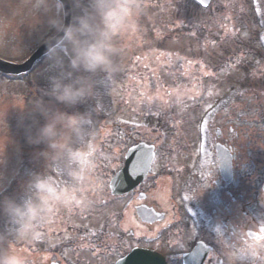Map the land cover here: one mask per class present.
Masks as SVG:
<instances>
[{
	"label": "rangeland",
	"instance_id": "374dc122",
	"mask_svg": "<svg viewBox=\"0 0 264 264\" xmlns=\"http://www.w3.org/2000/svg\"><path fill=\"white\" fill-rule=\"evenodd\" d=\"M80 3L81 7L75 10L78 14L88 8L90 0H80ZM129 3L133 9L125 10L128 22L115 29L112 40L117 54L115 68L107 74L118 75L110 88L109 114L120 122V134L130 138L124 145L112 149L105 167L100 162L97 167H93L94 162L88 167L81 153L80 158L72 154L69 146L74 131L63 124L57 125L59 135L55 148L49 147L48 142H31L50 119L58 113L68 114V105L51 94L53 80L77 88L81 80H86L90 85L89 95L93 93V80L82 79L83 69L75 70L66 58V55L73 58L70 46L64 54H53L40 63L24 80L0 78V250L11 247L24 257L26 264L52 261L105 264L134 246L145 244L147 237L152 247L179 260L193 237L178 238L187 230L175 236L172 229L164 238L151 240L159 228L152 233L137 220V195L112 201L109 182L123 165L124 149L131 145L132 139L148 141L157 149H203L207 153L209 145L214 147L218 141L217 128L223 132L221 141L233 145L236 141L230 133L233 128L239 135L235 149H245L237 153L238 168L243 171L247 155L253 157L246 149H263L251 137L253 134L248 135L240 128V119L237 124L232 119L233 113L240 117L247 110L243 109L245 101H249V106L254 105L251 113L264 108V41L260 47L256 43L258 30L264 39V0H216L206 11H200L193 0H129ZM58 18L63 19V11L56 0H0V57L15 61L27 58L58 32L53 26ZM94 23L100 24L98 17ZM231 86L238 90L233 92ZM41 89L53 97L52 101L41 100L39 104L35 101L42 98L38 96ZM226 100L228 104H223ZM37 105L47 109V117ZM252 115L246 118L251 120ZM202 119L205 120L204 141L200 140L202 131L197 127ZM103 124L98 138L107 143L115 135V120ZM203 152L200 154L206 156ZM262 152L263 155L256 153L255 156L261 157L257 161L264 159ZM61 159L68 161L67 164ZM179 161L187 163L192 171L196 168L191 153L182 155ZM157 162L158 172L153 178L163 177L142 185L141 191L168 211L166 225L175 219V181L183 173L171 179L163 172V167H168L167 161ZM255 163L256 160L248 165L252 178L260 180L264 167ZM57 172L61 174L58 181L51 176ZM45 178L52 183L42 188L45 207L38 221L35 216L31 219L25 216L23 231L12 234L7 230L11 234L6 236L4 219L10 203L27 195L32 184L35 186L38 179ZM64 180L69 184L62 188L60 184ZM34 190L39 193L38 189ZM201 193L200 198L207 194ZM105 200L106 205L100 207ZM212 206L225 208L217 199L212 200ZM130 231L135 233L133 238ZM40 243L44 246L39 247Z\"/></svg>",
	"mask_w": 264,
	"mask_h": 264
},
{
	"label": "clouds",
	"instance_id": "9594fccd",
	"mask_svg": "<svg viewBox=\"0 0 264 264\" xmlns=\"http://www.w3.org/2000/svg\"><path fill=\"white\" fill-rule=\"evenodd\" d=\"M73 8L81 7L80 0H72ZM62 8L63 5L61 4ZM132 11L133 5L129 0H90L87 9L82 14L74 15L72 22L65 25L63 19L53 21V26L58 32H62L57 45L49 49V57L56 51V48L70 46L73 58V68H82L85 72L110 73L115 68L114 57L117 55L113 50L112 40L118 29L128 22L125 10ZM99 18L100 24L94 23ZM90 93V85L86 80L80 81V87L64 85L58 80L52 81L51 94L62 103L75 105L83 102ZM41 113L48 116L47 109L40 108ZM83 115H68L58 113L39 129L38 136L31 142L39 144L48 142L49 147H56V139L59 135L57 125L63 124L66 129L72 131L82 130L86 124ZM51 179H38L35 187L39 190L48 187ZM202 194V193H201ZM32 207L21 208L10 203L9 212L15 222L20 223V218L31 214ZM23 224L20 223L18 233L23 231ZM233 264H264V245L246 243L245 247L231 254ZM0 264H26L24 257L17 254L11 247L0 250Z\"/></svg>",
	"mask_w": 264,
	"mask_h": 264
},
{
	"label": "flooded vegetation",
	"instance_id": "af4514ba",
	"mask_svg": "<svg viewBox=\"0 0 264 264\" xmlns=\"http://www.w3.org/2000/svg\"><path fill=\"white\" fill-rule=\"evenodd\" d=\"M230 150L234 155L235 173L233 182L228 184L223 179L219 166L217 167V162L212 159L213 157H207L209 159H206L205 165L208 167V170L206 172H199L195 169L190 175V185L192 186V179L195 185L198 184V188L194 191V199L196 198L198 201L194 200L195 203L192 201L191 208L189 209L191 210L190 213L182 207L183 203H181V206H178L176 203L173 208L178 227L181 226L180 221H182L185 229L189 231V234L184 233V237L188 235L193 236L192 240L189 241V246H192L191 249L196 247L199 242L205 243L212 249L210 254L206 255L204 264H230V256L233 254V251L230 250L231 243L241 246H245L246 243L264 244V239H249L248 237L249 231H259L262 226L260 222L256 224V219L263 216L258 213L261 211L260 206L264 208L262 199L264 193L262 185L260 186L261 179L249 178L250 173L247 176L245 173H243V176L240 175L237 168L238 157L236 155L240 151L244 152L245 149ZM246 150L247 153L253 155L252 159L261 158L255 156L257 152H260L261 155L263 154V149ZM213 165H215V168L212 167ZM178 176L177 173L176 178ZM181 179L182 177L178 181L181 182ZM201 192H206L207 194L200 198L203 196ZM181 193L182 190L180 188L177 196L178 202L183 198ZM213 199H217L225 208L221 210L212 208ZM199 201H203V203ZM145 202L150 206H154L159 211H166L168 213L151 196ZM188 206L190 207V204ZM253 226H256V228H252ZM181 237L182 235L180 234L178 238L180 239ZM161 252L164 253L169 264L170 260L172 264H175L177 261L176 257L169 253Z\"/></svg>",
	"mask_w": 264,
	"mask_h": 264
},
{
	"label": "water",
	"instance_id": "95a60500",
	"mask_svg": "<svg viewBox=\"0 0 264 264\" xmlns=\"http://www.w3.org/2000/svg\"><path fill=\"white\" fill-rule=\"evenodd\" d=\"M63 5L64 23L68 25L72 22V6L69 0H57ZM198 1V0H197ZM212 0H205L207 6ZM206 6V7H207ZM62 32L56 34L53 38L47 40L33 54L25 61L14 63L0 58V73L12 76H21L28 74L33 70L35 65L44 57L49 55V49L57 45ZM219 156L221 157V169L224 178L231 182L233 177L232 159L225 153L224 147L218 145ZM154 160V147L141 143L130 149L127 155L125 168L120 171L117 176L112 180L111 189L114 195H123L134 189L141 181H143L148 172L150 171L152 162ZM138 214L143 221L154 223L161 221L164 215L154 214L153 211L138 208ZM187 259V264H192L193 257ZM116 264H166L165 259L150 250L134 249L129 255L120 259Z\"/></svg>",
	"mask_w": 264,
	"mask_h": 264
},
{
	"label": "trees",
	"instance_id": "16d2710c",
	"mask_svg": "<svg viewBox=\"0 0 264 264\" xmlns=\"http://www.w3.org/2000/svg\"><path fill=\"white\" fill-rule=\"evenodd\" d=\"M76 10V9H75ZM74 10V15H79L77 13V11ZM82 14V12L80 13ZM77 68H75L76 70ZM82 69V68H79ZM83 72H85L83 70ZM85 75L82 76V79H92L94 82V86L95 88H93V93L88 95L87 98L83 101L80 102L78 104L75 105H68V114H80L83 115L86 118L87 123L84 124L82 130L80 131H74L73 136L71 137L70 140V144H74V146H81V145H85V146H89L93 141L96 140V137L94 135H89L87 137V132L89 130H94L97 129L98 126H102L101 129H103L104 126V122H108L109 118H111L112 114L111 113V96H110V92L108 90V88H105L102 85V80H106L108 79L109 82L116 78L118 75L116 74H107V73H96V74H92V73H88L85 72ZM38 96H41L42 98L38 99L35 98V101L39 103H41V100H48V101H52L53 97H49L47 96L44 92H40ZM110 96V97H109ZM38 106V105H37ZM36 106V107H37ZM39 107H43L42 106H38V110L40 111ZM88 117V118H87ZM117 123H115L114 128L115 130V135H113L111 137V139L107 140V144L103 143L101 146L102 149H99V151H97L98 156L97 158H90L88 159L89 162H94L97 165L99 164L98 162L101 163V165L103 167H105V165L108 163V160L110 161V155L113 154L112 149L116 148L115 146L119 145H124L127 142V139L130 138L128 135L122 136L121 133V124L120 122L116 121ZM164 125V124H163ZM163 127V126H160ZM100 133V132H99ZM138 140L132 139L131 140V144H135L137 143ZM75 149H73L74 151ZM62 161V160H61ZM63 170V165H61L60 171ZM61 174H59V172H57L54 175H51L52 177H56V176H60ZM35 185V184H34ZM37 190V188L35 186H33V184L30 186V193L35 192V190ZM39 191V193L37 192V194H39L38 196V202H37V209H36V219L38 220V216L42 213V207L45 206V204H43V198H44V191L43 189H39L37 190ZM41 192H43V194H41ZM27 199V198H26ZM24 199V200H26ZM20 202H18L17 204H19ZM21 208H25L23 207L21 204L17 205ZM8 225H12L15 227H19L20 223L23 224V226L25 225V222L22 220V218H20V223L15 222L14 218L10 215V213L8 214V221H7Z\"/></svg>",
	"mask_w": 264,
	"mask_h": 264
},
{
	"label": "snow or ice",
	"instance_id": "6c2138e0",
	"mask_svg": "<svg viewBox=\"0 0 264 264\" xmlns=\"http://www.w3.org/2000/svg\"><path fill=\"white\" fill-rule=\"evenodd\" d=\"M198 3L200 6H203V7H206V3H205V0H198ZM198 254V253H197ZM170 264H172V261L170 260Z\"/></svg>",
	"mask_w": 264,
	"mask_h": 264
}]
</instances>
